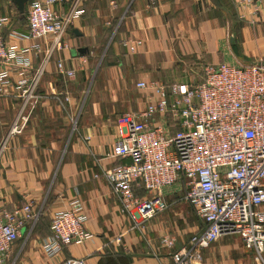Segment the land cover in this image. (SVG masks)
<instances>
[{
    "label": "crops",
    "instance_id": "0c3cea01",
    "mask_svg": "<svg viewBox=\"0 0 264 264\" xmlns=\"http://www.w3.org/2000/svg\"><path fill=\"white\" fill-rule=\"evenodd\" d=\"M70 1L60 0L57 9L66 10ZM81 1L84 14L66 33L68 49L56 55L66 67L75 69V77L65 80L56 75L55 60L46 65L38 90L42 101L24 131L8 140L0 156V207L12 210L30 203L33 211L40 212L35 223L21 230L7 264H58L68 259H83L87 264H174V255L182 246L181 231L170 235L166 226L170 213L177 214L176 201L184 200L185 192L183 198L170 203L166 197L174 198L184 190L182 182L163 190L168 208L136 228L121 211L107 182L94 175L129 161L110 158V154L121 117L140 113L152 100L137 83L193 85L203 81L207 65L264 64V0L260 14L252 17L238 0ZM26 10L27 3L21 14L10 0H0V18L6 19L2 35L18 49L33 45L16 37L26 33ZM127 41L140 42L134 53L123 46ZM78 49L86 52L79 54ZM41 58V53L31 57L34 70ZM76 77V85L68 86ZM86 84L88 96L76 109L78 97L73 92ZM19 104L11 87L0 94V142ZM70 118L76 122L73 131ZM75 197L86 206V229L93 238L64 247L49 258L41 246L51 235V216ZM260 210L264 212V205ZM197 220L198 226L190 229L201 232L203 224ZM166 236L174 239L173 247L161 243ZM219 240L204 250L209 264H217L218 255L225 256L226 264H235L245 254L253 257L237 238ZM262 258L264 262V252Z\"/></svg>",
    "mask_w": 264,
    "mask_h": 264
},
{
    "label": "built area",
    "instance_id": "2783aa9c",
    "mask_svg": "<svg viewBox=\"0 0 264 264\" xmlns=\"http://www.w3.org/2000/svg\"><path fill=\"white\" fill-rule=\"evenodd\" d=\"M59 1L28 0L26 33L16 37L32 41L30 48L18 49L7 43L2 35L6 19L0 18V94L11 87L20 103L0 142V156L8 140L24 131L42 101L38 90L46 65L55 60L56 75L65 80L76 75L75 69L66 67L56 55L68 49L65 36L84 14L82 1L71 0L64 11L57 9ZM261 2L238 0L251 17L262 11ZM139 44L123 42L130 53ZM40 53L41 65L34 70L31 57ZM136 86L150 93L152 100L140 113L121 117L110 154V158L129 162L102 169L94 179L107 182L121 211L136 228L164 212L169 205L163 190L182 182L184 201L203 229L175 253L174 264H202L201 253L229 236L238 238L243 249L264 264V212L260 210L264 205L263 62L207 65L199 84L139 82ZM68 101L65 97L64 102ZM70 122L75 130V120L70 118ZM137 190L143 191L145 198ZM39 216L30 203L12 210L0 207V264H7L21 230ZM87 222L84 202L79 197L71 199L52 214L51 235L41 248L52 258L64 247L90 241L93 235L86 229ZM161 243L173 247L175 241L166 236ZM58 264L87 263L68 259Z\"/></svg>",
    "mask_w": 264,
    "mask_h": 264
},
{
    "label": "rangeland",
    "instance_id": "374dc122",
    "mask_svg": "<svg viewBox=\"0 0 264 264\" xmlns=\"http://www.w3.org/2000/svg\"><path fill=\"white\" fill-rule=\"evenodd\" d=\"M97 59H98V57H95V59H93V66H92V69H91V77L93 76V71L95 72ZM76 81H77V77H76L75 80L67 82V85L68 86H72V85L75 86L76 85L75 84ZM87 84L89 85V83H87ZM87 84L84 86L83 89L81 87L78 91H74L75 93L73 92V97H78V100L76 101V109L81 108L83 103H84L83 101L85 99V95L87 93V88H88ZM73 90H75V89H73ZM81 90H83V92ZM87 96H88V93H87ZM70 125H71V123H70ZM71 129L73 131L72 126H71ZM184 192H185L184 190H181L180 193L174 195V198H173V196L166 197L167 202L170 203L172 201H176L177 199L183 198ZM137 194L144 197V192L141 191V190H137ZM175 205L177 206V207H175V210H176L177 214L170 213V215H169V225H167L166 227H167V231H168V233L170 235H172V234L173 235H177V231L180 230L181 231L180 232L181 234L179 235L180 242L182 243L181 245H184V244L188 243L191 235L193 233H195L193 230L190 229V227L192 228L194 226H198V220H197L198 218L196 217V215L193 212V210L190 209V207L185 203L184 200L179 201V202L177 200ZM229 237L231 238V236H229ZM210 248H213V247H210ZM206 252L207 251H204L202 253V264H209V262L205 261V253ZM237 260H239V261L235 262V264H262V263L256 262L254 260V258L251 257V256L247 257L246 254L243 256V258L241 256ZM215 261L214 262L217 263V264H226L225 256L221 257L220 255H218L216 257Z\"/></svg>",
    "mask_w": 264,
    "mask_h": 264
},
{
    "label": "water",
    "instance_id": "95a60500",
    "mask_svg": "<svg viewBox=\"0 0 264 264\" xmlns=\"http://www.w3.org/2000/svg\"><path fill=\"white\" fill-rule=\"evenodd\" d=\"M12 3H14L18 9V11L23 14L24 13V7L28 0H10ZM86 52V49H78L77 53L84 54Z\"/></svg>",
    "mask_w": 264,
    "mask_h": 264
},
{
    "label": "trees",
    "instance_id": "16d2710c",
    "mask_svg": "<svg viewBox=\"0 0 264 264\" xmlns=\"http://www.w3.org/2000/svg\"><path fill=\"white\" fill-rule=\"evenodd\" d=\"M129 162V161H128Z\"/></svg>",
    "mask_w": 264,
    "mask_h": 264
}]
</instances>
